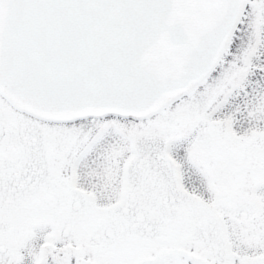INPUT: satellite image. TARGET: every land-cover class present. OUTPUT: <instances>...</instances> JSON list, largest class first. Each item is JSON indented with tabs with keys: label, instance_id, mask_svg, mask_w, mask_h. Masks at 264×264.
I'll return each mask as SVG.
<instances>
[{
	"label": "snow or ice",
	"instance_id": "1",
	"mask_svg": "<svg viewBox=\"0 0 264 264\" xmlns=\"http://www.w3.org/2000/svg\"><path fill=\"white\" fill-rule=\"evenodd\" d=\"M0 264H264V0H0Z\"/></svg>",
	"mask_w": 264,
	"mask_h": 264
}]
</instances>
